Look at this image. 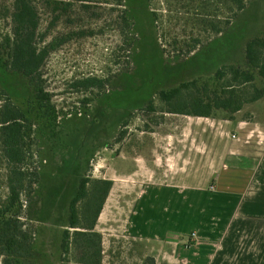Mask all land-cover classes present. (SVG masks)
I'll return each mask as SVG.
<instances>
[{"label": "rangeland", "instance_id": "obj_1", "mask_svg": "<svg viewBox=\"0 0 264 264\" xmlns=\"http://www.w3.org/2000/svg\"><path fill=\"white\" fill-rule=\"evenodd\" d=\"M13 1L0 0V42L11 36ZM30 2L38 18V46L51 40L56 45L41 69L56 121L53 129L39 125L32 135L29 168L41 172L43 187L39 197L28 202L22 197L24 213L34 218L28 227L38 231L36 238L39 227H44L42 251L54 262L51 253L58 242V224L78 179H113L95 226L101 235V264H167L159 253L153 252L155 257L144 248L149 243L133 241L130 235V229L134 233L136 228L145 229L147 235L155 215L149 203L142 201L134 208L135 199L155 182L152 167L165 183L170 179L167 174L188 165L198 153L202 128L208 156L228 147L227 140L221 146L213 140L225 138L231 127L222 116L169 114L156 93L211 76L223 65L243 66L244 43L264 30V0H246V8L236 16L223 0ZM87 78L102 80L103 88L72 86ZM254 84L264 88L258 78ZM252 92L251 85L239 88L244 97ZM149 102L152 110L147 108ZM240 121L245 123L244 131L235 133L241 138L249 134L255 146L263 138L264 94L242 105L234 122ZM141 159L146 166L139 174L116 176L115 171H132L131 163ZM6 175L0 153V206L7 195ZM154 207L155 216L165 217L159 205ZM37 211L43 212L45 224L35 219ZM76 255L70 256L69 264H74Z\"/></svg>", "mask_w": 264, "mask_h": 264}, {"label": "trees", "instance_id": "obj_2", "mask_svg": "<svg viewBox=\"0 0 264 264\" xmlns=\"http://www.w3.org/2000/svg\"><path fill=\"white\" fill-rule=\"evenodd\" d=\"M223 1L235 11L234 16L246 8V0ZM11 21V36L0 42V153L7 165V195L0 206V264H69L72 254H77L74 264H101V235L95 226L111 190V180L78 179L58 224V242L51 253L54 262L42 251L40 238L44 227H39L38 238V231L34 233L28 227L27 223L34 218L24 213L22 197L24 202L39 197L43 187L41 172L29 168L32 135L39 125L53 129L56 121L41 78L44 62L56 45L51 40L38 46V18L30 0L13 1ZM243 51V66L223 65L211 76L159 90L156 95L167 113L201 118L222 116L234 121L244 103L257 101L264 94V88L254 84L257 78L264 81V30L262 35L247 40ZM247 85H251L253 92L244 97L239 88ZM72 86L102 89L103 81L87 78ZM147 108L152 110L151 102ZM42 213L37 211L35 219L45 224Z\"/></svg>", "mask_w": 264, "mask_h": 264}, {"label": "crops", "instance_id": "obj_3", "mask_svg": "<svg viewBox=\"0 0 264 264\" xmlns=\"http://www.w3.org/2000/svg\"><path fill=\"white\" fill-rule=\"evenodd\" d=\"M223 122L231 129L213 144L221 146L227 140V148L207 156L202 128L198 153L188 159V165L167 174L170 179L165 183L151 166L155 182L135 199L134 208L143 201L155 215V205L165 213L160 218L153 215L147 235L138 228L135 235L130 229V235L133 241L149 243L144 248L159 253L167 264H264V125L262 140L253 146L249 134L241 138L235 133L244 131L245 123ZM131 164L132 171H115L116 176H133L146 166L143 159Z\"/></svg>", "mask_w": 264, "mask_h": 264}, {"label": "built area", "instance_id": "obj_4", "mask_svg": "<svg viewBox=\"0 0 264 264\" xmlns=\"http://www.w3.org/2000/svg\"><path fill=\"white\" fill-rule=\"evenodd\" d=\"M231 137H232V138H235V136H234V135H232Z\"/></svg>", "mask_w": 264, "mask_h": 264}]
</instances>
